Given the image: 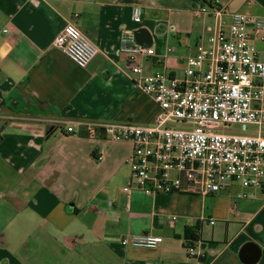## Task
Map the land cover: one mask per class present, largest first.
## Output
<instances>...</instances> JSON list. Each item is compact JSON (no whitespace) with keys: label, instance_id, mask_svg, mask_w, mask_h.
<instances>
[{"label":"crops","instance_id":"obj_1","mask_svg":"<svg viewBox=\"0 0 264 264\" xmlns=\"http://www.w3.org/2000/svg\"><path fill=\"white\" fill-rule=\"evenodd\" d=\"M200 5L228 13H196ZM231 12L262 19L264 0H0V242L20 243L13 264H248L247 244L259 249L253 264H264V184L231 182L207 195L126 192L132 145L93 126L148 125L159 113L119 52L122 32L149 34L155 53L141 60L144 74L181 78L185 58L227 27ZM68 22L97 47L84 68L55 46ZM249 32L264 60V42ZM255 134L264 137V126ZM139 233L162 241L120 244ZM189 244L199 258L188 256Z\"/></svg>","mask_w":264,"mask_h":264},{"label":"built area","instance_id":"obj_2","mask_svg":"<svg viewBox=\"0 0 264 264\" xmlns=\"http://www.w3.org/2000/svg\"><path fill=\"white\" fill-rule=\"evenodd\" d=\"M210 10L217 16L228 13L216 5L195 8L196 13ZM229 16L227 27H217L185 58L181 78L166 71L144 74L141 60L152 56L154 47L138 44L133 32L121 33L119 52L135 76V84L159 107L152 124L93 125L103 129L109 140L132 145L126 158L129 181L124 191L137 188L146 195H207L231 182L244 188L263 186L264 137L216 131L220 125L237 124L241 131L249 125L258 130L264 126V60L257 58L249 32L259 34L264 42V18L241 12ZM131 20L140 23V7L131 8ZM54 43L80 68L97 53L95 44L71 22L64 25ZM188 123L190 127H177ZM161 241L160 236L139 233L122 237L120 244L150 248ZM193 244L185 250L188 256L199 258Z\"/></svg>","mask_w":264,"mask_h":264},{"label":"rangeland","instance_id":"obj_3","mask_svg":"<svg viewBox=\"0 0 264 264\" xmlns=\"http://www.w3.org/2000/svg\"><path fill=\"white\" fill-rule=\"evenodd\" d=\"M191 124H177L178 128H187L190 127ZM257 128L255 126L249 125L247 126L245 131H241L239 125L237 124H231L230 126H218L216 128L217 132H222V133H239V134H255ZM12 230V227L9 228ZM15 238L9 239V241L5 242L2 241L0 242V264H13V262H16V250L20 246V243L16 241ZM2 247V248H1Z\"/></svg>","mask_w":264,"mask_h":264},{"label":"water","instance_id":"obj_4","mask_svg":"<svg viewBox=\"0 0 264 264\" xmlns=\"http://www.w3.org/2000/svg\"><path fill=\"white\" fill-rule=\"evenodd\" d=\"M133 37L138 44L149 46L152 43L149 34L144 29L134 30ZM240 256L244 262L253 264L259 257V249L250 244H247L242 248Z\"/></svg>","mask_w":264,"mask_h":264}]
</instances>
